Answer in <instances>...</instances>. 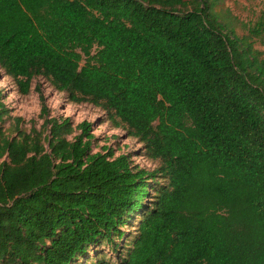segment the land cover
I'll use <instances>...</instances> for the list:
<instances>
[{
    "label": "trees",
    "instance_id": "obj_1",
    "mask_svg": "<svg viewBox=\"0 0 264 264\" xmlns=\"http://www.w3.org/2000/svg\"><path fill=\"white\" fill-rule=\"evenodd\" d=\"M220 1L0 0L18 93L46 80L158 164L94 153L39 85L25 130L0 93V264H264V7L244 22Z\"/></svg>",
    "mask_w": 264,
    "mask_h": 264
},
{
    "label": "rangeland",
    "instance_id": "obj_2",
    "mask_svg": "<svg viewBox=\"0 0 264 264\" xmlns=\"http://www.w3.org/2000/svg\"><path fill=\"white\" fill-rule=\"evenodd\" d=\"M263 7L264 0H221L216 9H229L233 16L241 21L248 22L254 20L255 16ZM258 49L262 51L264 58V46H259ZM35 85L40 86L51 117L69 118L74 126L83 121L92 123V134L96 138V142L92 148L94 153L101 152L103 148H110L115 157L121 154H131L134 163L149 170H153L158 166L155 161L148 160L144 156H136L141 151L142 144L130 137L126 128L123 126L115 128L108 120L106 112L100 108L87 103L71 104L67 102L65 94L56 92L42 78H37L32 81L31 90L28 95H21L18 93L14 82L0 70V93L3 95L2 102L10 110V116L23 119V129L28 130L30 128V124L28 123L30 120L36 121L37 128L42 123L41 120L37 119L40 111V101L38 94L34 91ZM10 124H12V121L8 120L3 126L7 128ZM101 249L105 251L107 258H110L106 246L103 245L100 247ZM94 255L91 253L92 258L87 264L94 262Z\"/></svg>",
    "mask_w": 264,
    "mask_h": 264
}]
</instances>
